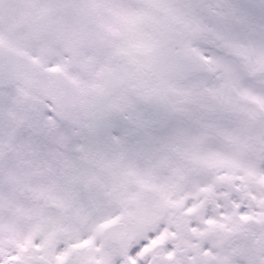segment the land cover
Masks as SVG:
<instances>
[{
  "label": "snow or ice",
  "instance_id": "1",
  "mask_svg": "<svg viewBox=\"0 0 264 264\" xmlns=\"http://www.w3.org/2000/svg\"><path fill=\"white\" fill-rule=\"evenodd\" d=\"M0 264H264V0H0Z\"/></svg>",
  "mask_w": 264,
  "mask_h": 264
}]
</instances>
